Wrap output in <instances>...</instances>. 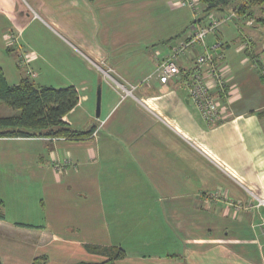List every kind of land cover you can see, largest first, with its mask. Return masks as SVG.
<instances>
[{
	"label": "crops",
	"instance_id": "obj_1",
	"mask_svg": "<svg viewBox=\"0 0 264 264\" xmlns=\"http://www.w3.org/2000/svg\"><path fill=\"white\" fill-rule=\"evenodd\" d=\"M173 4L0 0V67L7 81L27 77L37 85L75 87L78 103L63 120L77 130L97 128L94 137L80 140L0 137V170L17 193L25 183L38 189L46 211L38 221L3 211V258L21 253L29 264L44 252L58 260L44 264L108 258L87 248L92 245L122 249L116 264H264V204L258 205L264 200V4L250 8L254 25L222 22L206 42L221 43L230 95L226 117L214 124L202 118L186 85L202 47L178 57L181 72L166 84L153 79L128 91L185 38L159 43L191 19L190 10ZM166 5L183 10L173 20L183 22L169 35L153 36L144 23L118 26L135 11L142 19L144 10ZM28 7L63 30L64 49L48 42L32 47L36 37L27 31L35 16ZM71 18L92 23L90 31L83 25L82 33L75 31ZM11 36L17 44L8 46ZM8 142L14 151L4 148Z\"/></svg>",
	"mask_w": 264,
	"mask_h": 264
},
{
	"label": "trees",
	"instance_id": "obj_2",
	"mask_svg": "<svg viewBox=\"0 0 264 264\" xmlns=\"http://www.w3.org/2000/svg\"><path fill=\"white\" fill-rule=\"evenodd\" d=\"M94 2L95 0H88ZM239 1V3H238ZM202 9L197 21H203L212 13L224 14L228 8L237 3L240 11L252 16L251 7L263 6L264 0H200ZM257 21L262 22V18ZM188 27L175 36L160 41V44L171 42L182 36ZM78 103V93L73 86L54 88L37 85L27 77L18 83L7 81L0 67V105L4 104L16 111L11 115H0V137H65L72 140L89 138L94 130H77L69 126L63 117ZM3 201L0 200V219L4 218ZM91 251L106 253L108 258L99 262L79 261L73 264H116L115 261L124 256V251L116 246L100 247L87 245ZM44 255L32 259L31 264H44ZM0 264H3L0 261Z\"/></svg>",
	"mask_w": 264,
	"mask_h": 264
},
{
	"label": "built area",
	"instance_id": "obj_3",
	"mask_svg": "<svg viewBox=\"0 0 264 264\" xmlns=\"http://www.w3.org/2000/svg\"><path fill=\"white\" fill-rule=\"evenodd\" d=\"M182 0H178L180 4ZM190 6L194 7L200 3V0H187ZM186 4L185 2H182ZM194 19L185 38L173 46L170 52L163 58L159 59L153 70L146 74L139 83L132 85L131 89H135L142 83L151 82L157 79L160 83L166 84L170 79L180 74L177 64L179 56L192 50L196 45H202L203 50L194 54V62L187 73L188 95L198 108L202 118L210 124L217 123L226 117L227 101L230 99L229 91H227L226 67L223 64L224 55L221 51V43L216 42L210 46L205 42V36L213 32L216 27L227 21H243L246 25L255 24V19L247 12L240 11V6L234 7L220 19L210 16L208 22L204 25ZM11 46L17 44V37L11 36L8 39ZM131 92L130 90H128ZM96 132L93 131L91 137ZM56 139L55 137H44ZM259 204H264V200L260 199ZM264 227V218L261 221Z\"/></svg>",
	"mask_w": 264,
	"mask_h": 264
},
{
	"label": "rangeland",
	"instance_id": "obj_4",
	"mask_svg": "<svg viewBox=\"0 0 264 264\" xmlns=\"http://www.w3.org/2000/svg\"><path fill=\"white\" fill-rule=\"evenodd\" d=\"M171 5H174L173 3H178V0H169ZM182 2H185L186 4H183ZM182 2H180V4H175V5H180L182 7H184L185 9L187 8V10L192 13L191 14V19L188 22V25L186 27H188L187 31L184 33L185 35L188 33V30L191 26L192 23H194V19L201 13V9H202V5L201 2L198 3L195 8L190 6L189 3L187 2V0H182ZM239 3V1H238ZM45 5V3L43 4V6ZM49 5V4H48ZM170 5V6H171ZM238 4H232L228 10L231 11L234 7H237ZM28 9L30 10V14L34 15L36 14L33 10H31L30 7H28ZM172 8H169L167 5L165 6V8H158V6H151L148 10H144L143 12V18L141 19L142 16H138L135 15V13H137V11L134 12L133 17H125L123 21H121L118 26H127L129 24L134 25V27L137 26H141L142 23H144V28H148L150 30V34H152L153 36H165L166 34H170L171 32H173V30H177L178 26H180V24L183 21H178L175 20L173 21L176 17H178L179 12L183 11L182 9L179 10H171ZM227 10V13L229 12ZM154 13L151 15L154 16L152 17V19L150 17H148L147 19V14L148 13ZM177 13V14H176ZM226 13V14H227ZM39 14V13H38ZM213 18L215 19H220L222 16L220 15H215L214 13L210 14ZM225 15V13H224ZM35 17H33V19H35V21L32 23V25L29 26L28 31L30 32V34L35 35L36 38H32L33 39V44L32 47L34 48H38L41 49L43 48L46 44V42L51 43L52 45H55V47H58V49L62 50L64 49V47L67 46V42L65 39H63V37H65V33L63 32V30L59 27H56L55 25H52L51 22H46L43 19V15H34ZM74 17V16H72ZM150 18V19H149ZM210 18V17H209ZM65 18H63L64 20ZM69 23H71V25H73V28L75 31L82 33L83 28L86 29L87 31H90L91 27H92V23L87 24V22L82 23L81 21H75V19L71 18L68 21ZM237 22H241V21H237ZM134 23V24H133ZM67 24V23H66ZM83 25V28H82ZM148 26V27H147ZM72 28V27H70ZM141 28V27H140ZM57 31V32H55ZM26 32V34H27ZM183 34V35H184ZM214 32H211L209 34H207L205 36V42H208L207 40L210 39L211 36H214ZM63 36V37H62ZM154 38V37H153ZM70 42L75 43L74 39L72 38H68ZM155 39V38H154ZM214 40L212 42L216 43L217 38H213ZM37 41V42H36ZM209 41V46L211 44H214ZM45 44V45H44ZM50 44V45H51ZM8 46H11L9 44V42L7 43ZM197 48L202 47V45H196ZM30 51V50H29ZM23 60L24 61H28V57L25 55V53H23ZM28 74H30V71H27ZM34 74V73H33ZM99 85V84H98ZM97 85V88H98ZM119 86V85H118ZM130 91H133L131 89V87L129 88ZM97 93V92H96ZM97 96V95H96ZM78 100H79V95H78ZM94 113L96 111V105H94ZM16 111L12 110L11 108H9L8 106L1 104L0 105V115H11L14 114ZM95 132L97 131V128L94 130ZM93 133V132H92ZM91 137V135H90ZM56 139H67L65 137H55ZM9 144L5 145L4 148L8 149L9 151H14V144H12L11 142H8ZM3 147V142L0 141V150ZM5 173L3 171L0 170V195L5 197L4 200V204H3V211L5 212L6 216L8 218H17L23 221H38L39 220V215L44 212V214H46V211H43L41 208V205L39 203L38 198L36 197V194L40 191L38 189H36V191L33 188L28 187V185L22 186V190L20 193H17L14 189H15V183L11 180V178H7L5 177ZM9 179V180H8ZM24 211V212H23ZM23 212V213H22ZM20 213H22L20 215ZM23 215L25 217H23ZM2 238L4 239V237L2 236ZM1 238V239H2ZM3 243V242H1ZM8 244L6 243V241L4 240V247L3 248H7ZM33 253H29L30 256L35 254V249H33L32 251ZM42 252V251H41ZM40 255H44L46 257V259L50 260H54V261H58L57 259H54L52 257H48V255H46V253H40ZM20 256H24V254L20 253ZM38 256V255H37ZM20 257L19 259H8V258H3V256L0 255V261L3 264H29V259L27 258L28 256L25 257ZM47 261V260H46ZM45 261V262H46ZM66 264H70L69 262Z\"/></svg>",
	"mask_w": 264,
	"mask_h": 264
},
{
	"label": "water",
	"instance_id": "obj_5",
	"mask_svg": "<svg viewBox=\"0 0 264 264\" xmlns=\"http://www.w3.org/2000/svg\"><path fill=\"white\" fill-rule=\"evenodd\" d=\"M100 93H101V91H100V85H98V88H97V98H96V111H95L96 116H99V114H100V100H101Z\"/></svg>",
	"mask_w": 264,
	"mask_h": 264
}]
</instances>
